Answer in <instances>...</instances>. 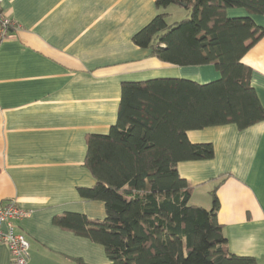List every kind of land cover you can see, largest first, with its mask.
Segmentation results:
<instances>
[{
	"label": "crops",
	"instance_id": "1",
	"mask_svg": "<svg viewBox=\"0 0 264 264\" xmlns=\"http://www.w3.org/2000/svg\"><path fill=\"white\" fill-rule=\"evenodd\" d=\"M2 8L15 25L0 39V205L15 199L28 212L19 225L30 242L27 264H108L103 244L54 223L66 213L106 217L103 200L79 192L96 184L84 167L87 135L107 134L117 122L123 82L178 77L205 84L221 73L214 64L164 62L134 43L164 12L156 0H4ZM227 15L251 16L264 27V15L245 8ZM242 62L252 68L264 108V35ZM187 134L214 147L211 159L178 163L194 187L191 202L210 209L216 189L229 251L264 264V120ZM0 264H12L4 244Z\"/></svg>",
	"mask_w": 264,
	"mask_h": 264
},
{
	"label": "trees",
	"instance_id": "2",
	"mask_svg": "<svg viewBox=\"0 0 264 264\" xmlns=\"http://www.w3.org/2000/svg\"><path fill=\"white\" fill-rule=\"evenodd\" d=\"M156 3L160 9L184 5L192 16L169 25L161 11L134 43L170 64H214L221 78L205 84L178 77L123 82L117 122L107 134L86 137L84 167L96 184L79 189L82 198L105 202L106 217L66 213L54 223L103 244L108 264H256L229 251L216 189L210 209L193 204L194 187L177 166L214 156L212 144L191 142L188 131L228 123L244 129L264 120L252 68L242 62L264 27L251 16L227 15L234 7L264 15V0Z\"/></svg>",
	"mask_w": 264,
	"mask_h": 264
},
{
	"label": "built area",
	"instance_id": "3",
	"mask_svg": "<svg viewBox=\"0 0 264 264\" xmlns=\"http://www.w3.org/2000/svg\"><path fill=\"white\" fill-rule=\"evenodd\" d=\"M3 1L0 0V39L6 38L15 25L4 12ZM27 215L15 199L0 205V244L9 248L12 264H27L30 259V242L19 230L20 222Z\"/></svg>",
	"mask_w": 264,
	"mask_h": 264
},
{
	"label": "rangeland",
	"instance_id": "4",
	"mask_svg": "<svg viewBox=\"0 0 264 264\" xmlns=\"http://www.w3.org/2000/svg\"><path fill=\"white\" fill-rule=\"evenodd\" d=\"M168 7V9H164V12L167 13L166 20L169 25H173L176 22L192 16V10L184 5L172 4Z\"/></svg>",
	"mask_w": 264,
	"mask_h": 264
}]
</instances>
